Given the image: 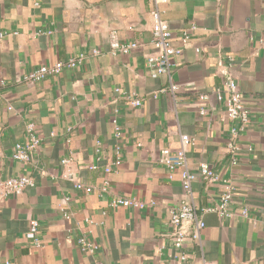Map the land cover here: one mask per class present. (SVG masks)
Segmentation results:
<instances>
[{"label": "crops", "instance_id": "obj_1", "mask_svg": "<svg viewBox=\"0 0 264 264\" xmlns=\"http://www.w3.org/2000/svg\"><path fill=\"white\" fill-rule=\"evenodd\" d=\"M156 8L181 53L171 75L155 78L146 57L154 52ZM112 32L138 46L113 51ZM78 54L86 59L76 69L24 80ZM229 80L250 112L236 155L228 148L235 123L217 99ZM116 88L142 105L131 106ZM30 124L40 144L26 163L13 151L29 140ZM181 135L194 139L189 167L209 163L219 181L198 177L186 191L182 169L160 163L161 150L178 149ZM22 175L34 186L0 202V264H264V0H0V181ZM226 181L234 186L231 218L204 211ZM118 197L145 206L114 207ZM184 201L205 226L195 238L189 225L179 249L170 216ZM33 219L38 244L27 238ZM82 238L97 249L83 250Z\"/></svg>", "mask_w": 264, "mask_h": 264}, {"label": "built area", "instance_id": "obj_2", "mask_svg": "<svg viewBox=\"0 0 264 264\" xmlns=\"http://www.w3.org/2000/svg\"><path fill=\"white\" fill-rule=\"evenodd\" d=\"M156 5L163 3L165 0H154ZM153 18L152 26V39L151 45L154 52L146 57V66L151 72L153 77H158L163 74L171 75L172 69L176 67V58L180 55L181 50L176 47L172 41V30L169 23L162 17L161 10L156 8L151 13ZM196 29L195 26L192 27ZM189 40V35L185 34L183 37V42L187 43ZM110 45L113 51H119L127 53L138 46L137 42H126L121 43L115 32L110 34ZM97 54L98 51H93ZM229 66L234 62L232 55L228 57ZM86 59V55L78 54L69 57L66 60L58 61L48 65H41L37 69L29 72L24 76L26 82L35 83L46 79L48 76L59 75L64 69H76L78 68ZM227 95H224L222 91L217 92V99L219 101H224L226 105V114L229 119H231L235 124L231 128V137L228 142V148L230 151L236 155L238 152V147L236 145V138L242 133L248 126L250 122V112L244 105L243 95L238 89L236 83L229 80L225 83ZM178 86L171 84L170 90L176 92ZM116 92L122 93L120 88H116ZM124 98L129 100V103L133 107H139L142 105L143 100L136 93L128 94L122 93ZM208 94H201L200 100L206 101L208 99ZM202 113L205 110L201 109ZM114 135L118 137L121 134V126L118 123L117 118L114 119ZM28 138L29 140L25 144L17 143L14 147L13 157L22 162H29L31 160V154L40 144V138L34 132V125L30 124L28 126ZM194 139L189 135H181V145L178 149L172 150L169 148L162 149L160 152V163L166 165L171 170L178 168L182 169V184L186 191H190L192 188V183L201 177L207 182H217L220 180V176L214 170V168L206 162L199 164L197 171H193L187 162V150ZM117 159L120 157V151L116 150ZM233 164H237V159H233ZM64 166L70 163L69 158L62 159ZM34 186V181L32 178L26 175L11 177L0 181V202L11 195H20L23 191ZM76 188H84L83 184L77 183ZM90 190V188H86ZM104 190V189H103ZM234 186L230 181H226L225 190L221 195L219 202L214 206L206 207L204 211L206 212H217L225 218H231L235 215V212L231 210L230 204L232 202ZM150 204H153L151 201ZM114 207L124 206V207H135L142 208L145 203L130 199V198H115L112 201ZM243 216L248 215V210L244 208L241 211ZM171 223L176 227L174 233V245L176 248H182L184 242L188 238V227L191 224L196 225V231L194 237H199L200 229L205 226L203 220L199 219L196 207L191 202L184 201L177 208L171 211L170 216ZM39 221L33 219L30 221L29 231L27 233V238L34 243H39L38 233H39ZM83 250L95 251L97 246L91 245L87 242L86 238L80 239ZM182 259H185V255H182ZM6 264H9L6 262ZM101 264V263H99ZM202 264H215L209 261H203Z\"/></svg>", "mask_w": 264, "mask_h": 264}]
</instances>
